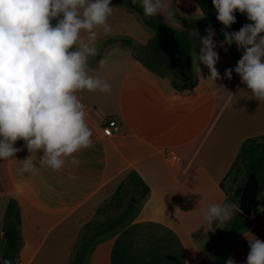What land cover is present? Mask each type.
<instances>
[{
    "label": "crops",
    "instance_id": "0c3cea01",
    "mask_svg": "<svg viewBox=\"0 0 264 264\" xmlns=\"http://www.w3.org/2000/svg\"><path fill=\"white\" fill-rule=\"evenodd\" d=\"M119 5L111 3L113 13L107 21L111 32L96 29L94 46L99 54L89 57L87 64L89 75L106 81L111 90L77 93L92 131V144L73 154L78 163L67 157L65 166L56 170L39 164L37 157V170L22 174L20 160L29 155L23 140L14 145L21 149L15 158L0 160V183L8 198L4 215L11 199L17 201L21 215L22 245L15 264H66L78 229V223L69 219L91 212L116 192L131 171L150 193L133 221L98 241L85 264H210L230 224L218 223L208 232L204 217L213 204H233L221 182L243 142L264 136V100L256 99L241 82L234 71L237 63L216 33L221 79H209L208 68L204 65L202 72L192 61L198 85L186 91L175 89L138 61L129 47L110 44L112 37L121 35L141 44L154 36ZM167 24L193 36L178 23V27ZM81 35L87 38L86 33ZM101 59L106 61L103 68L98 64ZM229 68L233 69L230 80L224 75ZM104 118L118 122L113 138L102 134ZM169 151L178 156L177 163L166 159ZM257 202L256 220L229 256L235 264H246L248 239L264 240V194ZM73 229L75 237L70 235ZM5 245L0 237V264Z\"/></svg>",
    "mask_w": 264,
    "mask_h": 264
},
{
    "label": "clouds",
    "instance_id": "9594fccd",
    "mask_svg": "<svg viewBox=\"0 0 264 264\" xmlns=\"http://www.w3.org/2000/svg\"><path fill=\"white\" fill-rule=\"evenodd\" d=\"M139 2L147 17L162 15L167 23L175 19L166 0ZM212 4L225 28L236 22L237 10L251 22L238 31H223V43L243 50L234 71L256 99L264 100V0ZM113 8L111 0H0V160L15 158L21 149L14 145L23 140L29 155L20 160L22 174L37 170V157L39 164L56 170L65 166L67 157L78 163L73 154L92 144V131L77 93L111 90L106 81L89 75L87 64L89 57L99 54L96 29L111 32L107 21ZM206 32L192 61L205 65L208 78L216 82L221 76L215 32L211 27ZM98 64L103 68L106 61ZM232 72L226 69L225 77L230 80ZM235 208L231 203L211 205L204 217L207 231L230 221ZM248 241L246 264H264V240ZM3 264L12 262L3 259ZM226 264L235 261L229 258Z\"/></svg>",
    "mask_w": 264,
    "mask_h": 264
},
{
    "label": "trees",
    "instance_id": "16d2710c",
    "mask_svg": "<svg viewBox=\"0 0 264 264\" xmlns=\"http://www.w3.org/2000/svg\"><path fill=\"white\" fill-rule=\"evenodd\" d=\"M193 1L203 17V20H187L189 24H194L198 29V35L195 37L187 32L173 29L160 15L145 16L139 0L135 5L132 4V0L124 3L131 7L144 25L154 33L147 44L138 49L135 58L158 77H169L171 85L179 91L190 90L198 85L199 81L192 67V54L194 50L199 53L200 38L207 35L206 28L203 27L205 21L212 27L222 43L224 41L223 31H238L244 24L249 23L246 15L237 10L235 12L236 22L225 28L216 19L212 0ZM224 46L237 63L241 58V52L236 44H224ZM200 68L204 72L203 64ZM251 172L256 174L259 181L260 196L264 194V136L249 138L243 142L236 160L221 182V188L230 202L239 204L242 189ZM149 193L150 189L141 177L135 171L129 172L114 194V207L118 210V214L113 218L93 223L85 229L71 264H85L88 255L98 241L131 223L140 204ZM130 196L138 197V203H132ZM257 207L258 202L255 204L252 218L246 217L240 211L235 213L231 224L224 229L220 237L218 248L210 264L226 263L240 236L250 228L252 221L256 220ZM2 232L6 245L1 264H3V259H8L15 264L22 245L21 215L16 200L11 199L7 204Z\"/></svg>",
    "mask_w": 264,
    "mask_h": 264
},
{
    "label": "rangeland",
    "instance_id": "374dc122",
    "mask_svg": "<svg viewBox=\"0 0 264 264\" xmlns=\"http://www.w3.org/2000/svg\"><path fill=\"white\" fill-rule=\"evenodd\" d=\"M166 2L170 5L169 11H172L175 14V19H173L170 22L171 25H173L174 27H178L176 25V23H178V25H180L181 29H184V30L186 29L188 32H191L194 37L197 36L196 33H198V29L195 27L194 24H189L187 22L188 19H202L203 20L202 14L200 13L198 7H196L194 1L193 0H166ZM111 3L120 4L119 6H120L121 10L126 11V12H132V14H134L136 16L137 20H139L140 24H142V26L145 28V30L147 32H149L150 34H153L149 29H147L144 26L141 19L138 17L136 12L131 7L125 5L124 3H121L118 1L116 2L114 0H111ZM196 10H198L197 12H199V13H197ZM161 17H163V16L161 15ZM203 27L208 29L211 26L205 21L203 24ZM110 44L111 45L116 44L117 46H121L123 48L129 47L130 50L132 51V53L134 54V57H135L138 49L140 47L146 45L147 43L141 44L138 42V40L134 39V37H131L128 35H121V36H117V37H112V39L110 40ZM241 56H242V54H241ZM160 78H162V77H160ZM163 79H168L171 83V79L169 77H166ZM114 194L108 195L106 197V199L103 200V202H100L96 206L94 205L91 212H87L83 216H78V215H77V217L72 216L69 219L72 223L74 222V224H75V221L78 223V229H77V231H75L77 234L76 238H75L76 241L74 243V246H73L71 254H70V258H69L70 260H67L66 264H71V262L74 258V255H75V251H76V249L80 243L82 234L89 225H91L93 223L101 222L102 220H104L106 218H113L114 216H116L118 214V210L114 207ZM130 197H133V196H130ZM134 197L138 199V197H136V196H134ZM7 199L8 198L2 192V185L0 183V220L4 219L3 207L5 205V202H7ZM233 204L236 205V212L239 211V204L237 205L235 202ZM231 222H232V220H230L229 223L231 224ZM74 230L75 229H73L72 233L70 234L71 237H75L74 236V234H75ZM0 231H2V230H0ZM0 237L4 238L3 233L0 234ZM56 263L61 264L62 262H59V263L56 262ZM56 263L51 262V264H56Z\"/></svg>",
    "mask_w": 264,
    "mask_h": 264
},
{
    "label": "water",
    "instance_id": "95a60500",
    "mask_svg": "<svg viewBox=\"0 0 264 264\" xmlns=\"http://www.w3.org/2000/svg\"><path fill=\"white\" fill-rule=\"evenodd\" d=\"M121 3H127L129 0H116ZM260 194L259 181L254 172L248 176L245 185L242 189L239 199V211L248 218H252L254 214V207ZM132 203H138V199L130 197Z\"/></svg>",
    "mask_w": 264,
    "mask_h": 264
},
{
    "label": "built area",
    "instance_id": "2783aa9c",
    "mask_svg": "<svg viewBox=\"0 0 264 264\" xmlns=\"http://www.w3.org/2000/svg\"><path fill=\"white\" fill-rule=\"evenodd\" d=\"M101 130L103 136L113 138L118 132V122L115 119L104 118ZM166 159L173 164L177 163L179 160L178 156L173 151L167 152Z\"/></svg>",
    "mask_w": 264,
    "mask_h": 264
}]
</instances>
